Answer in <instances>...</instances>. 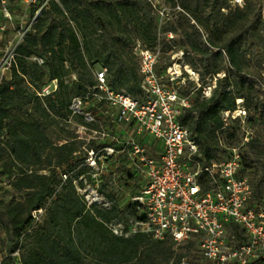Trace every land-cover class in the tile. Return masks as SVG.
I'll return each mask as SVG.
<instances>
[{"label": "trees", "instance_id": "trees-1", "mask_svg": "<svg viewBox=\"0 0 264 264\" xmlns=\"http://www.w3.org/2000/svg\"><path fill=\"white\" fill-rule=\"evenodd\" d=\"M60 1L61 5L53 1L42 12L35 32L19 47L17 67L0 82V190L9 185L15 193L7 203L0 202V234L4 235H0V260L3 264H79L80 247H88L96 264L202 261L194 241L177 244L170 237L114 235L105 221L132 213L126 193H137L133 174L115 159L112 163L121 165L113 170L110 164L101 177V192L116 204L109 211L89 207L78 187L84 186V179L91 180L86 149L102 146V140L87 143L75 130L56 140L48 132L60 120L112 130L105 102L93 95L85 99L83 111L91 112L92 122L73 114L71 103L74 97L85 98L97 84L98 66L107 68V82L113 89L141 97L142 79L133 52L139 41L151 49L182 51L185 62L199 73L200 86L190 81L181 91L191 95L192 105L180 121L192 131L204 164L222 161L225 149L220 135L238 138L237 125L242 122L231 119L225 126L222 112L236 110L237 100L242 99L245 122L257 125L264 117L261 81L247 71L264 64V0H243L242 6L233 5L232 0H167L179 7L177 19L166 28L174 35L169 39L156 32L154 0ZM33 55L42 57L44 64L31 61ZM47 78L57 80V89L42 94L37 87ZM214 80L211 95L205 97V87ZM124 86L130 90L121 89ZM5 133L8 138H2ZM246 146L253 156L241 155V175H247L248 166L264 154L261 138H252ZM119 171L117 186L125 188V193L117 192L112 182ZM250 181L254 204L264 197V175L255 171ZM75 231L80 237L77 243ZM51 234L59 239L48 247ZM18 250L19 255L12 256ZM252 264H264V257Z\"/></svg>", "mask_w": 264, "mask_h": 264}, {"label": "built area", "instance_id": "built-area-1", "mask_svg": "<svg viewBox=\"0 0 264 264\" xmlns=\"http://www.w3.org/2000/svg\"><path fill=\"white\" fill-rule=\"evenodd\" d=\"M53 1L61 5L60 0H0V38L12 33L0 53V82L17 67L19 47L35 32L42 12ZM232 4L242 6L243 0H232ZM133 52L142 79L141 97L113 89L107 82V68L98 66L97 84L85 98L74 97L71 103L73 114L85 115L92 122L94 117L83 111V104L93 95L106 103L104 113L114 125L110 131L107 127L89 128L87 134L86 126H80L76 132L87 143L103 142L98 148L86 149L92 182L84 179L78 190L87 205L105 211L114 207L116 200L99 191L98 182L119 159L133 174L137 193H126L132 213L105 221L114 235L146 234L155 240L170 237L177 244L194 241L202 261L192 264H252L264 257V197L251 204L254 189L250 178L241 175L239 149L233 148L229 159L204 164L192 131L180 121L192 105L191 95L181 91L190 81L200 86L199 73L175 59L160 69L159 50L139 41ZM180 55L184 53L180 51ZM29 59L39 65L45 62L37 55ZM52 81L56 89L57 80ZM215 85L214 80L205 87V97ZM242 103L238 99L236 110L222 112L225 126L231 119L245 122L247 111ZM119 190L125 193V188ZM18 255L19 250L12 254Z\"/></svg>", "mask_w": 264, "mask_h": 264}, {"label": "rangeland", "instance_id": "rangeland-1", "mask_svg": "<svg viewBox=\"0 0 264 264\" xmlns=\"http://www.w3.org/2000/svg\"><path fill=\"white\" fill-rule=\"evenodd\" d=\"M154 5L156 6L155 15L157 17L156 32L162 38L164 36H167V38L169 39L170 37H169L168 33H170L171 31L166 32V28H167L168 22L174 23V21L177 19L178 15H177L176 11L179 10V7L177 6L174 8L170 4V2H168L167 0H154ZM135 34L136 33L133 32L134 38L136 36ZM11 36H12V33L9 32V33H6L2 39L0 38V53H1V50L5 47L7 40ZM156 49H158L160 52V54H159L160 66H163L165 64V62H168L169 60L174 61V59H175V62H185L183 57H181V55H180V51L179 52H173L170 50L165 51L164 49L162 51L160 46H157ZM128 55H130L129 52H128ZM95 60L96 59H93V61H95ZM247 71L251 72L252 74H254L255 76H257L259 78V80L261 81V86H262V90H263L262 92H264V64L262 67L250 66L247 68ZM73 78L74 77H72V79ZM35 84H39V83L35 82ZM37 89L41 93L47 94V92H53L57 88L55 89L53 81L49 80V78H47L46 81L44 82V84L37 87ZM121 89L129 91L130 86H124V87H121ZM262 96L264 97V95H262ZM80 126H85V125H82V124L77 123V122H71V124H68L63 120H60L59 126L55 125L53 130L48 132V134L51 138H54L56 140L57 139L60 140V137L63 136L64 134H67L68 132L71 133L73 130H75V132H77V130L80 128ZM237 127L239 130L238 138H235L232 136L228 137L227 135H220V142L224 146V149H225V152L221 154V160L222 161L230 158V154L232 152V149L235 147L239 149L241 155L244 154L245 152L252 153L251 150L249 149V147L246 146V143L249 142V140H251L252 138L258 137L264 141V117H261L259 119V122L257 125H252V124L247 123V122H245V123L240 122V125L238 124ZM91 129H94V128L91 127ZM85 132L87 134L90 133L89 126H86ZM2 138H8L6 136V133L2 136ZM252 156H253V153H252ZM116 165L119 166L121 164L120 163H117V164L112 163L113 170H116V168H117ZM255 171L261 173V175H264V154L261 156L258 155V160H256L255 164L248 166L247 176L252 179ZM120 176H121L120 171L118 173H115L112 176V182L114 184V187H116L115 190L116 191L118 190L117 192H119V193H121V190L118 189L117 184L119 185L118 179ZM101 180L102 179L100 178V182H98L99 191H101V187H102ZM89 181L92 182V178H91V180L89 179ZM105 191L110 192V190L108 188H106ZM14 194L15 193L13 192V190H11L10 186L5 185L0 190V202L7 203L12 198V196ZM119 197H121L120 194H119ZM38 216L40 218L42 217L41 214ZM0 235L2 237H4V235H2V234H0ZM74 238H75V243H77L80 240V237L77 235L76 231L74 232ZM58 239H59V237L56 234H51V236L46 241L47 246L49 247L51 245H56V241ZM61 242H62V244H64V241H61ZM94 257H95L94 253H92V251L88 247H80V255L77 257V258H79V264H96ZM102 264H104V263H102Z\"/></svg>", "mask_w": 264, "mask_h": 264}]
</instances>
